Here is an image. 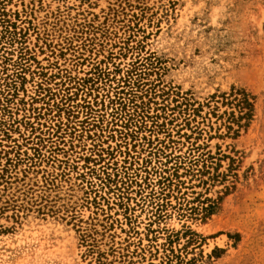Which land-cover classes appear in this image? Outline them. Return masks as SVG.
Instances as JSON below:
<instances>
[{
    "label": "rangeland",
    "instance_id": "obj_1",
    "mask_svg": "<svg viewBox=\"0 0 264 264\" xmlns=\"http://www.w3.org/2000/svg\"><path fill=\"white\" fill-rule=\"evenodd\" d=\"M0 264H264V0H0Z\"/></svg>",
    "mask_w": 264,
    "mask_h": 264
}]
</instances>
